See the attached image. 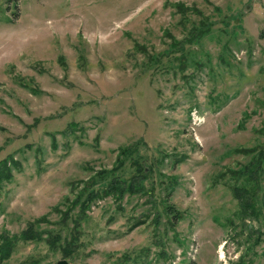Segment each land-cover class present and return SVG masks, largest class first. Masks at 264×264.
<instances>
[{
    "label": "rangeland",
    "instance_id": "obj_1",
    "mask_svg": "<svg viewBox=\"0 0 264 264\" xmlns=\"http://www.w3.org/2000/svg\"><path fill=\"white\" fill-rule=\"evenodd\" d=\"M0 161V264H264V0H0Z\"/></svg>",
    "mask_w": 264,
    "mask_h": 264
},
{
    "label": "trees",
    "instance_id": "obj_2",
    "mask_svg": "<svg viewBox=\"0 0 264 264\" xmlns=\"http://www.w3.org/2000/svg\"><path fill=\"white\" fill-rule=\"evenodd\" d=\"M27 86V85H25ZM0 183L2 180H8L9 179V167L8 165L3 162L0 161ZM6 171V173H5ZM103 195L100 192V189H95L93 191V193L91 194V196L88 198L89 201L87 202L89 204V206L96 201L97 199L102 198ZM169 214L172 216V224L177 225L179 223V221L182 219V215L181 213H178L177 210L174 209V207H170L169 209ZM81 219H76L74 221V228L73 229H68V233L67 236L63 237L61 233H47V235L50 236L51 238V247L52 248H59L62 249L64 256L66 258L71 257L72 255H74L75 253V244H78V240H79V236H80V232H79V228L81 226L80 224ZM28 231L30 230H26L25 232L22 233V239L24 240H28V241H37L40 237V235L37 234H33L31 235L30 233H28ZM48 242V241H47Z\"/></svg>",
    "mask_w": 264,
    "mask_h": 264
},
{
    "label": "water",
    "instance_id": "obj_3",
    "mask_svg": "<svg viewBox=\"0 0 264 264\" xmlns=\"http://www.w3.org/2000/svg\"><path fill=\"white\" fill-rule=\"evenodd\" d=\"M58 264H69L66 260L59 261Z\"/></svg>",
    "mask_w": 264,
    "mask_h": 264
}]
</instances>
